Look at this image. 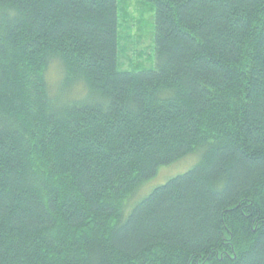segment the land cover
<instances>
[{"label":"trees","instance_id":"obj_1","mask_svg":"<svg viewBox=\"0 0 264 264\" xmlns=\"http://www.w3.org/2000/svg\"><path fill=\"white\" fill-rule=\"evenodd\" d=\"M117 1L0 0V264H264V0H141L138 72Z\"/></svg>","mask_w":264,"mask_h":264},{"label":"rangeland","instance_id":"obj_2","mask_svg":"<svg viewBox=\"0 0 264 264\" xmlns=\"http://www.w3.org/2000/svg\"><path fill=\"white\" fill-rule=\"evenodd\" d=\"M117 3L118 69L138 72L154 68L153 6L141 0H118ZM47 77L51 90L54 91L61 79V70L57 63L50 64ZM194 163L193 158L189 157L173 165L160 168L156 177L146 183L133 200L140 196L143 197V194L147 195L153 188L164 184L167 179L189 170Z\"/></svg>","mask_w":264,"mask_h":264},{"label":"clouds","instance_id":"obj_3","mask_svg":"<svg viewBox=\"0 0 264 264\" xmlns=\"http://www.w3.org/2000/svg\"><path fill=\"white\" fill-rule=\"evenodd\" d=\"M85 95L84 86L82 83H77L68 98H82Z\"/></svg>","mask_w":264,"mask_h":264}]
</instances>
